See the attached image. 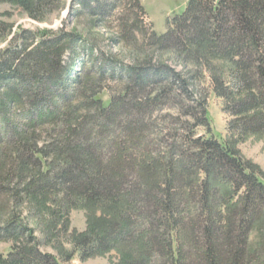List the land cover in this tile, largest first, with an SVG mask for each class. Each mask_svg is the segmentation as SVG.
<instances>
[{
	"label": "trees",
	"instance_id": "obj_1",
	"mask_svg": "<svg viewBox=\"0 0 264 264\" xmlns=\"http://www.w3.org/2000/svg\"><path fill=\"white\" fill-rule=\"evenodd\" d=\"M58 1L0 5L39 21ZM121 1L76 0L73 14L105 26ZM4 43L0 243L9 251L0 264H62L42 249L67 231L73 209L102 212L72 239L83 260L116 250L115 264H264V175L233 145L264 137V0H189L166 33H152L149 50L185 73L143 53L131 65L106 59L75 31L13 32L0 21ZM204 75L233 144L212 133L195 86ZM162 110L187 126L157 128Z\"/></svg>",
	"mask_w": 264,
	"mask_h": 264
},
{
	"label": "rangeland",
	"instance_id": "obj_2",
	"mask_svg": "<svg viewBox=\"0 0 264 264\" xmlns=\"http://www.w3.org/2000/svg\"><path fill=\"white\" fill-rule=\"evenodd\" d=\"M104 1V0H100ZM189 0H139L142 8L135 7L133 0H122L113 10L111 18L104 17L105 26L95 18L86 13L74 15L73 12L81 10L75 5L76 0H59L50 8L42 20L34 21L30 19L18 7L2 4L0 5V21L13 27V32L20 29L34 31L47 30L52 33L60 31H75L90 42L95 49V54H103L107 59L112 58L124 64H133L135 57L152 58L153 62L163 61L178 71L186 72L178 60L170 55L163 56L149 50L148 40L154 33L156 36L163 35L169 28V22L182 14ZM107 2V1H106ZM77 16V17H76ZM11 38V37H10ZM9 38V39H10ZM118 39V41H117ZM121 42V43H117ZM6 43L1 44L4 48ZM144 57V58H145ZM102 58V57H101ZM197 84V85H196ZM196 88L206 95V110L214 137L220 142H234L229 130L231 117L225 110L224 102L216 96L212 89L209 76L204 75L195 81ZM110 89H106L101 95L105 106L108 105L111 97ZM157 128H176L187 126L184 119H179L173 111L162 110L153 116ZM167 117V120L165 119ZM165 119V120H164ZM180 120V122H179ZM198 136L206 132L203 127L195 129ZM239 156L247 162L256 165L264 175V137H251L246 141L233 144ZM102 212L99 210L88 211L83 209H73L68 216L67 231L58 229L57 237L42 250L56 256L62 264H115L119 260V252L111 251L103 256L89 259H81L80 252L74 250L72 239L84 233L88 225L100 218ZM34 226V223H30ZM60 228V227H58ZM36 236L42 240V233L37 232ZM44 240V239H43ZM257 243V233L253 232L250 238V248H255ZM9 251V244L0 243V253L6 255ZM72 256L70 260H65L66 256Z\"/></svg>",
	"mask_w": 264,
	"mask_h": 264
}]
</instances>
